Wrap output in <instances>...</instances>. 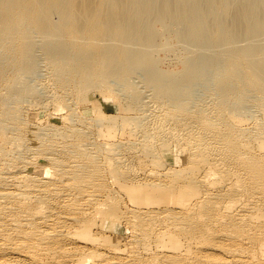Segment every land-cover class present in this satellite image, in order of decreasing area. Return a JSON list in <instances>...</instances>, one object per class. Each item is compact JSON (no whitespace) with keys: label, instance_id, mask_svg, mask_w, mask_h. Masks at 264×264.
<instances>
[{"label":"bare ground","instance_id":"6f19581e","mask_svg":"<svg viewBox=\"0 0 264 264\" xmlns=\"http://www.w3.org/2000/svg\"><path fill=\"white\" fill-rule=\"evenodd\" d=\"M201 2L0 0V81L10 88L15 76L9 74L13 72L9 67L28 69L33 36L42 42L61 89L72 84L78 92L88 93L117 79L130 90L132 68L144 67L154 96L169 103L162 106V126L154 127V136L170 137L162 139L158 148L136 155L155 159L157 150L167 149L185 164L178 169L151 168L142 178L136 177L138 185L144 184L142 179H150L146 182L150 188L134 199L136 210L149 216L158 212L169 216L160 222L156 235L159 241L173 240L175 250L178 246L191 253L184 264H264V123L254 124L248 132L240 122L231 120L240 121L235 113L242 98L252 92L259 94L256 104L264 112V0H206L207 7L198 8ZM211 17L214 21L209 24ZM240 41H245L243 47L238 46ZM172 45L183 50L175 52L179 67L170 74L185 75L184 85L208 63L215 83L216 115L203 109L189 113L178 86L170 77L165 80L161 53L173 50ZM209 49L214 52L207 54ZM130 94L135 105L136 93ZM235 96L241 100L233 101ZM83 109L88 116L96 108L84 104ZM22 112L17 108L0 116V264H132L135 259L115 253L123 249L122 244L110 241L106 232H92L94 224H99L98 216L110 212L112 188L103 185L102 165L84 148L87 132L68 126L58 133L80 137L76 143L43 136L36 147L41 156L36 153L37 158L18 160L10 156L11 145L19 144L32 131L30 121L20 119ZM41 113L30 112L29 116L41 119ZM93 119L101 124L100 135L120 130L134 138L140 130L131 127L135 115L107 116L99 111ZM166 120L173 124L163 126ZM9 123L16 126L14 135L6 133ZM187 131L196 141L186 137ZM245 134L262 150L261 157L243 148L238 137ZM103 149L116 154L112 148ZM71 156H78V161L71 163ZM41 157L55 171L45 167ZM123 168V163H113L110 173L120 178ZM172 172L175 180L163 183L161 176ZM232 175L243 183L231 185ZM85 176L91 179L90 185L82 178ZM128 180L134 181V177L120 178L121 184ZM83 197L78 208L82 210L75 212L76 200ZM163 203L164 208L159 207ZM116 206L120 204L116 202ZM82 235L102 247L94 250L91 244L76 241ZM141 238L133 234L132 244ZM229 240L233 246H227ZM207 243L209 247H205Z\"/></svg>","mask_w":264,"mask_h":264},{"label":"rangeland","instance_id":"374dc122","mask_svg":"<svg viewBox=\"0 0 264 264\" xmlns=\"http://www.w3.org/2000/svg\"><path fill=\"white\" fill-rule=\"evenodd\" d=\"M205 7H207V2L206 0H202L198 8ZM213 21L214 17L209 18V24ZM262 41H264V38ZM244 44L245 41L238 42V46L240 47H243ZM172 47L175 49H173L174 51L171 49L167 50L166 53H161L165 58L162 63V67L164 71H166L163 74L165 80L167 77H170L178 86L181 92L180 98L184 101L189 113L194 112L196 109H203L208 115H216L217 98L216 94H214L215 91L212 90L214 89L215 83L212 70L207 66L208 63L202 67L203 70L199 74L194 75L191 81L187 82V85H184L183 81L185 75L180 73L172 76L170 74L171 70L179 67L177 51H182L183 48L179 45H172ZM190 49L193 51L197 50L194 46H191ZM171 51L173 52L172 54ZM213 52V49L206 51L207 54H212ZM9 70L13 71L8 72L15 76V79L10 88L3 87V83L0 81V116L3 112H13L15 109L21 108L23 112L20 114V119L23 118L27 123L30 121L28 124L32 129V131L26 135L27 138L22 139L17 145H11V151L9 152L10 156L18 160H24L28 157H33V155L36 157L39 154L36 150L37 143L43 136L49 137L52 135L55 140L76 143L81 139L80 137L72 136L70 133L62 136L58 133L63 132L68 126H78L81 133L86 131L88 135V143L84 145L85 150L92 151L103 167V185L112 188V199H109L111 200L109 206L110 212L107 215L101 214L98 218L96 217L97 221H95L99 222V224L102 222L103 224L101 229L99 224H94L92 232L95 234L106 232L110 241H113V243L118 242L123 245V249L121 250H124L126 246L124 252L119 249L115 253L119 254L117 256H121V258L127 260L135 259L136 261L132 260L133 262H130L132 264H184L189 261L188 259L191 257V253H188L189 251H185L182 247L179 249L177 248L178 246L176 249L181 251H177L172 247L173 240L165 238L159 241L156 235V231L161 225L160 222L162 220L164 221V219L169 216H165L166 214L164 215V213L161 212L149 216L145 212L139 213L136 210L137 205L134 199L137 200V195L144 193L150 188L148 183H146L147 180H150L149 178L142 179L141 181L144 184L138 185L136 177L142 178L146 170L151 168L158 169L163 166H173V168L178 169L185 164L182 161L178 162L175 155L168 152L167 149H165V151H162V149H159L160 151L157 150V158L155 159L149 157L140 158L136 155H142L145 151L158 148V143L162 139L165 140L170 137L169 134L160 133L154 136L156 133L153 130L154 127L157 125H160V127L162 126L159 124L162 106L165 103H169L164 99H159L154 96V88L146 81L147 72L145 68L142 66H135L128 76L130 90L136 93L135 105H133L134 102H131L129 99L131 91L128 88L122 87L117 79H112L107 86H99L88 93L78 92L72 84H68L63 89L58 87L57 80L53 75L54 69L43 51L42 42L36 36H33L30 66L28 69H18L12 66L9 67ZM252 93L251 96H247L244 99L242 98V103L239 105L237 113H235L240 115V121L238 118L231 117L232 122H240L248 128V132L254 128V124L264 123V112L260 106L256 104L255 99L259 94L255 92ZM234 99L237 102L241 100L238 96H235L232 100L234 101ZM129 103H131V106H128ZM84 104L94 106L96 109H92L87 116L81 112V110H84ZM228 106L232 107L234 105L229 104ZM228 110L229 109H225L226 112ZM39 111H42V118H46L44 121H42V118L36 119L35 117L29 116L30 112ZM99 111L107 116H120L123 114L135 115V123L131 127L140 130L134 138L120 130L113 132L111 135H100L98 130L101 124L98 120L93 119L98 116ZM47 116L51 117L47 118ZM172 124V120L163 122V126L165 127H169V125ZM197 126H202L201 129L204 127L201 124ZM15 127L14 124L9 123L6 127V133L8 135H14L13 133L16 132ZM143 129L145 133L141 131ZM186 137L189 138V140L196 141V137L191 132L187 131ZM238 138L242 140V146L245 150L248 149L250 152L261 157L260 154L262 150L258 146H254L252 143L253 140H251L247 134ZM182 140H184V138H182L181 141ZM103 147H106V149L108 147L112 148L116 154L110 155L107 150L104 151L105 149H103ZM36 153L37 155L35 156ZM45 154L53 155L50 152H46ZM78 159V156H71L70 162L75 163ZM40 160L45 167H50V170L55 171V168L48 163L47 158L41 157ZM88 161L90 162V158H88ZM117 162L124 164L121 176L128 175L134 177V181L128 180L125 184H121V176L117 178L110 173L111 164H116ZM32 172H34V169ZM173 172L170 175H162V182L171 184L175 180V174H173ZM82 178L88 185L92 183L90 178L86 176ZM236 179L235 175H232L228 182L231 183V185L240 186L243 180L237 179L236 181ZM116 202L120 204L119 207L116 206ZM82 203H84V197L76 200L75 212L82 210L78 209L82 207ZM159 207L164 208V203ZM102 215L104 216L103 219L101 218ZM102 228L104 229L103 231H101ZM136 233L142 238L138 243L132 244L133 234ZM181 239L184 240L185 238L182 237ZM76 241L81 244H84V242L87 245L91 244L89 246L95 248L94 250L102 247L99 243H92V240L88 242L85 235H82V238L76 237ZM100 241L101 240L96 242ZM226 244L227 246H233V242L230 240L227 241ZM209 246L208 243L205 245V247ZM231 248L228 250L229 252ZM131 254L132 256L137 255V257L135 256V258L133 256V258L130 256ZM188 254L190 257H188ZM94 257V261L97 259L98 263L99 258H96V256ZM200 263V261L195 262V264Z\"/></svg>","mask_w":264,"mask_h":264}]
</instances>
